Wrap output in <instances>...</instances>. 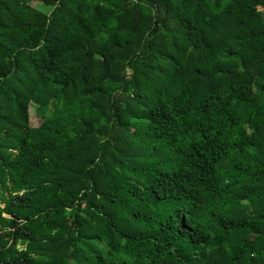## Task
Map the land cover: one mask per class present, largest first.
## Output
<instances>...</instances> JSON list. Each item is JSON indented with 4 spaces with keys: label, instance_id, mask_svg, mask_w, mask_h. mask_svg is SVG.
<instances>
[{
    "label": "trees",
    "instance_id": "16d2710c",
    "mask_svg": "<svg viewBox=\"0 0 264 264\" xmlns=\"http://www.w3.org/2000/svg\"><path fill=\"white\" fill-rule=\"evenodd\" d=\"M32 1L0 0V264H264V0Z\"/></svg>",
    "mask_w": 264,
    "mask_h": 264
},
{
    "label": "rangeland",
    "instance_id": "374dc122",
    "mask_svg": "<svg viewBox=\"0 0 264 264\" xmlns=\"http://www.w3.org/2000/svg\"><path fill=\"white\" fill-rule=\"evenodd\" d=\"M32 5L35 8H43L42 0H33ZM43 121V116L38 112V105L35 102H31L30 104V124L33 127H38Z\"/></svg>",
    "mask_w": 264,
    "mask_h": 264
}]
</instances>
